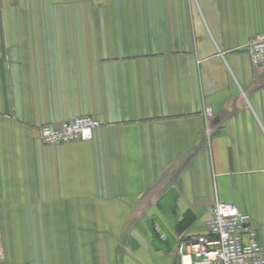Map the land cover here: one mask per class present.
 Returning <instances> with one entry per match:
<instances>
[{
  "label": "crops",
  "instance_id": "1",
  "mask_svg": "<svg viewBox=\"0 0 264 264\" xmlns=\"http://www.w3.org/2000/svg\"><path fill=\"white\" fill-rule=\"evenodd\" d=\"M262 32L264 0H0V264H180L217 202L264 244Z\"/></svg>",
  "mask_w": 264,
  "mask_h": 264
},
{
  "label": "built area",
  "instance_id": "2",
  "mask_svg": "<svg viewBox=\"0 0 264 264\" xmlns=\"http://www.w3.org/2000/svg\"><path fill=\"white\" fill-rule=\"evenodd\" d=\"M253 66L264 65V32L247 45ZM204 114L210 120L211 108ZM101 123L91 116L68 118L59 124H41L37 137L45 145L90 141ZM210 128L206 129L208 133ZM251 218L233 203H215L205 221V232L189 241H180L177 256L180 264H264V244L250 226ZM155 231L160 233L158 227ZM161 238L165 236L161 235Z\"/></svg>",
  "mask_w": 264,
  "mask_h": 264
},
{
  "label": "water",
  "instance_id": "3",
  "mask_svg": "<svg viewBox=\"0 0 264 264\" xmlns=\"http://www.w3.org/2000/svg\"><path fill=\"white\" fill-rule=\"evenodd\" d=\"M221 115H222V114H221ZM221 115H219L218 117H216V118L214 119V122H216V121L219 119V117H220Z\"/></svg>",
  "mask_w": 264,
  "mask_h": 264
}]
</instances>
